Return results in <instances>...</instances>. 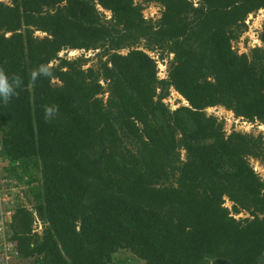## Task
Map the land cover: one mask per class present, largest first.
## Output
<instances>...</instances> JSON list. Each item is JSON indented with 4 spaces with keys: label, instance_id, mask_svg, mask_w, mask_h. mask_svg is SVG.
<instances>
[{
    "label": "trees",
    "instance_id": "trees-1",
    "mask_svg": "<svg viewBox=\"0 0 264 264\" xmlns=\"http://www.w3.org/2000/svg\"><path fill=\"white\" fill-rule=\"evenodd\" d=\"M196 1L0 0V183L33 205L5 237L25 264H264V138L207 113L264 124V47L233 48L264 0ZM145 49L173 54L167 78Z\"/></svg>",
    "mask_w": 264,
    "mask_h": 264
},
{
    "label": "rangeland",
    "instance_id": "rangeland-1",
    "mask_svg": "<svg viewBox=\"0 0 264 264\" xmlns=\"http://www.w3.org/2000/svg\"><path fill=\"white\" fill-rule=\"evenodd\" d=\"M197 5V1L194 0ZM103 10L102 8H100ZM162 12V6L156 3L148 4L145 10H143V14L146 18H153L154 20L159 19ZM109 15V12H105ZM247 27L241 33L240 37L237 40L233 41V48L237 51V53H250L251 49L254 47H264V43L260 38V34L262 33L264 26V8L258 10L257 12L251 13L245 20ZM39 36H43V33L37 32ZM141 45L140 47L142 48ZM154 59L157 60V68H158V76L160 79L167 78V69L169 61L172 59L173 54L165 57L164 59H160L159 55L156 51H151L145 49ZM99 52L98 50H90L85 51L83 49H67L60 53L61 56H67L69 58H76L83 56L85 58H89L87 66L93 65L97 62L96 54ZM123 53L127 52V49L122 50ZM163 68H166V73ZM107 94H104L106 98ZM164 102L170 107L172 110L176 109L181 105H187L188 102L174 89H170V94L167 98L164 99ZM207 113L217 116L220 120L225 122V131L226 133H231L232 131H242L251 133L255 136L262 135L264 138V124H260L258 122H250L246 121L240 117H236L235 113L231 110L226 109L223 106H215L207 108ZM182 159H185V151H182ZM250 163L254 167L255 171L264 178V165L261 161L250 158ZM6 164V161H2L0 159V169ZM30 192L29 187L19 181L15 180H3L0 183V198H2V202L0 203V208H4L8 211L4 214V221L9 223L11 217L13 215L14 206L23 202L30 206L32 202L29 200ZM232 202L226 200V206L231 208ZM237 218H246L249 217L247 212H242L236 215ZM35 229L37 232L42 233L43 223L37 221L35 223ZM3 237V235H2ZM0 239V264H25L23 260L17 257V251L8 250L7 253H3V238ZM9 243V242H8ZM16 252V253H15ZM114 264H145V261L136 257L129 250H120L115 254Z\"/></svg>",
    "mask_w": 264,
    "mask_h": 264
},
{
    "label": "built area",
    "instance_id": "built-area-1",
    "mask_svg": "<svg viewBox=\"0 0 264 264\" xmlns=\"http://www.w3.org/2000/svg\"><path fill=\"white\" fill-rule=\"evenodd\" d=\"M165 70V73H166V68H163ZM168 70V69H167ZM168 72V71H167ZM2 202V198H0V203ZM9 210H6L4 208H0V239L3 235V253H7L8 250H14V251H17L16 249V245L13 241L11 240H8L5 236L6 234V230H7V222H3L4 221V214L6 212H8ZM11 213V211H9ZM40 223V221H39ZM9 242V243H8ZM16 253V252H15ZM17 254V253H16Z\"/></svg>",
    "mask_w": 264,
    "mask_h": 264
}]
</instances>
